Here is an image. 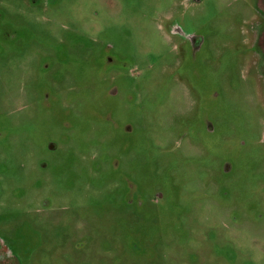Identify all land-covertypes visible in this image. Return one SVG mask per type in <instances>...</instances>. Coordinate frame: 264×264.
Instances as JSON below:
<instances>
[{"label":"rangeland","instance_id":"obj_1","mask_svg":"<svg viewBox=\"0 0 264 264\" xmlns=\"http://www.w3.org/2000/svg\"><path fill=\"white\" fill-rule=\"evenodd\" d=\"M256 4L0 0V264H264Z\"/></svg>","mask_w":264,"mask_h":264},{"label":"flooded vegetation","instance_id":"obj_2","mask_svg":"<svg viewBox=\"0 0 264 264\" xmlns=\"http://www.w3.org/2000/svg\"><path fill=\"white\" fill-rule=\"evenodd\" d=\"M201 0H194V2L195 3H199ZM33 4H34V1H33ZM257 9L259 8L258 7V0H257ZM257 14L259 15V17L261 18V22H260V25H259V29H258V31L256 32V33H254V34H256V36H257V40H258V45L256 46V48H258V50H259V52H260V57H261V59L259 60L258 59V61L256 62V64L257 65H259L260 66V71L262 70V72L264 73V10H260V9H258L257 10ZM177 33H179L180 32V30L179 29H176L175 30ZM253 34V35H254ZM255 36V37H256ZM47 68V67H46ZM262 78H263V81H262V79H261V83H262V85H263V83H264V77H263V75H262ZM62 91V90H61ZM55 150H58V146H52L51 147V151H55ZM42 168L43 169H45V168H47V164H42ZM129 190L130 191H132L133 190V187L130 185L129 186ZM163 199V196L162 195H157V197H155V199H154V205L155 206H158V205H160V201ZM132 203V201H130V203L129 204H131ZM48 203L46 202V203H44L43 205H47ZM7 262V261H6ZM5 262V264H7Z\"/></svg>","mask_w":264,"mask_h":264}]
</instances>
